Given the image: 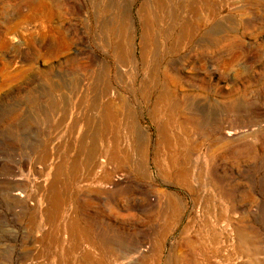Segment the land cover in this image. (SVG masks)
Returning <instances> with one entry per match:
<instances>
[{
	"label": "rangeland",
	"instance_id": "1",
	"mask_svg": "<svg viewBox=\"0 0 264 264\" xmlns=\"http://www.w3.org/2000/svg\"><path fill=\"white\" fill-rule=\"evenodd\" d=\"M74 1L0 0V264H17L19 254L33 258L40 251L34 239L48 231L44 225L29 234L24 224L30 210L47 208L44 200L31 194L24 200L26 210L2 194L18 180L27 193L39 187L45 194L55 181L64 219L91 226L90 239L118 242L116 257L106 264H264V0H216L217 12L205 26L219 24L215 47H201L196 38L182 40L169 55L177 84L162 81L175 94L168 112L166 106L154 108L153 94L148 106L139 92L144 74L138 64L137 12L143 0H115L119 11L110 13L126 18L122 62L102 42L107 35L96 33L107 14L95 18L84 8L78 21L71 11ZM100 68L131 137L111 176L98 170L91 176L72 174L71 142H77L78 154L88 141L76 134L72 122L79 115L69 103L80 81L99 78ZM45 109L63 116L66 127L54 140L58 145L53 143L72 149L64 160L59 156L57 176L52 166L38 172L42 164L29 154L50 132L38 120ZM158 123L164 134L159 145ZM117 176L122 179L113 186ZM238 228L252 249L236 247ZM184 239L204 251L187 254ZM85 246L93 250L90 243ZM92 255L97 262L106 260L101 253Z\"/></svg>",
	"mask_w": 264,
	"mask_h": 264
},
{
	"label": "bare ground",
	"instance_id": "2",
	"mask_svg": "<svg viewBox=\"0 0 264 264\" xmlns=\"http://www.w3.org/2000/svg\"><path fill=\"white\" fill-rule=\"evenodd\" d=\"M90 4L95 18L99 16H103V18H105V14H107L106 22L108 23L105 24L106 22H103L104 25L101 26L99 31H96V33L100 32L107 35V37L105 36L102 42L104 43L105 41V44L109 45V47L112 48L113 54L116 59H120L116 61L122 62L123 59H125V57L122 56V54H124L123 52L125 51V49H123V43H125V39L124 37L121 38L120 33H122V30L124 29H122V27L125 24L126 18H122V14L119 15V12L117 17L115 18H112L110 16V13L112 11H119V6L115 0H90ZM216 12V0H143L137 12L138 20L140 21L139 24H141L142 29L140 42L138 41V64H140L143 71L141 74H144V76L142 75L143 77H140L139 92L147 104L151 102L150 98L153 94L152 100L154 108L156 109V107H158L163 109V107L166 106L167 112L169 111L168 108L172 105L173 101H175V94L173 93L172 95V92L168 89L169 87L166 86V84H162V81L163 79H170L173 83L177 84L175 79L171 76L172 74L176 75L177 73L174 72L175 68L170 69L169 67V63L172 64L168 61V58L170 57L169 55L173 54L176 51L177 46L183 41H187L188 43H190L195 40V38L197 39L199 44H201V47L210 46L214 48L216 45L215 41L217 40L216 34L219 30V24L217 22L213 23L211 21L212 24L210 25V27L205 26L207 23H209L210 20H212ZM195 14L198 15L196 19ZM157 42L163 43V45L161 46V44H157ZM161 62H163L165 67H162ZM100 65L102 66L103 64ZM103 70L105 69L103 68ZM103 70H100V74L98 75L99 78L94 77L95 80H93L91 77L81 80V83L77 86V93H75V95L72 93L73 97L71 96L72 100L70 101L69 106L72 103V110L75 111H72V113L74 112L73 114H76L77 112V114L79 115L76 120L74 119L72 122L73 128L77 135H79L81 138H86L88 141V144L83 149L81 148L82 150H77L78 154L74 151L75 148H79L76 146L77 142H71V146L73 145L72 148L74 147L72 156H75L71 157V159L69 160L71 166L70 171L72 172V174L79 173L82 176H91L93 172L98 170L102 172V174L111 176L112 169L115 170V168L123 162L124 156L126 154L125 150L128 146L126 138L130 139L132 128L130 130L127 129L128 125H126V122H124V110H119L114 104L113 100H115V94L111 93V90L109 91V88L111 87H108V85L104 81V77L106 74H104L105 72ZM90 71L91 70H88V72ZM136 72L137 67L135 68V73ZM89 78H91L92 80ZM72 83L74 84V82ZM71 87L73 86L70 85V88ZM107 95H110L111 99H108L106 97ZM119 99L122 103L121 107L126 108L125 101L120 97ZM66 100L61 101V103L62 105L64 104L66 107H68V101ZM80 107L82 108V111L80 112L86 114L85 117H82L80 115L78 111L81 110ZM52 110L54 109H51L48 112H46V109L45 111L42 110V113L39 115L38 120L42 125H47L50 132L44 139L45 143L41 145L39 143L36 145L35 143V145L33 144V147L31 146L32 148L30 149L29 154L32 156V158H34L35 163L42 164V167H40L38 172H48V170L50 171L49 166H52L54 167L55 172H53V176H57L60 173V162H62H58V160L61 159L60 155L63 154L64 160L65 156H68L72 149L66 148L67 150L64 151V148L62 149L63 146L60 147L59 145L58 147V144L55 143L54 140L57 134L61 133L64 126L61 127V118H63V116L60 115L61 118H56L53 114L56 111L54 110V112L52 113ZM63 112L61 111L62 114H64ZM165 114L168 113H165L164 111L162 115L165 116ZM184 122L185 121H183V123ZM162 127H164V125ZM71 130H69V132H72ZM123 131L126 135L122 134V136H120V132ZM64 132L66 131H63V133ZM66 133L68 134V132ZM62 136L63 135H61V137ZM59 137L60 136H58V138ZM163 137V128H161L160 123H158V145L160 142H162ZM75 140L76 138L74 139V141ZM53 141L57 145H55ZM124 144L127 146H125ZM128 144H130V142ZM61 149L62 151L60 152ZM81 154L84 156H76ZM62 166L64 165L62 164ZM62 174H64V172ZM177 175H179L178 177H183L182 173ZM121 179L117 176L115 178L116 182H113V186H118ZM175 180L179 181L178 179ZM19 182L20 181L18 180V183L16 182L11 186L4 187V189L2 190V194H8L9 196L11 195L15 202L24 204V200H27V197L31 194L33 195L34 193L33 196L37 195V197H39V199H36L37 201L44 200L47 203L46 209L42 210L38 209V207L32 209L29 211V216L26 217L27 219H24V224L26 225L29 234L39 232L44 225H48V231L42 233L39 238L34 239V243H39L40 251L34 253L32 256L33 258L30 259L34 260V258H40L44 260L37 261L35 264H106L108 258L112 256L116 257L115 253L117 250V246L119 245L118 242L110 244V242H105V239L98 240L95 237L90 239L88 237V234L90 233L92 235L93 230L90 229L91 226H84L79 221L73 219V217L70 216H67V219H64V214L61 213L57 208V205L60 204L61 198L58 195V187H55V185L57 184L55 181L48 189L46 194L39 187L33 192L27 193L21 188L22 184ZM22 206L27 210L25 204ZM240 230L242 229L238 228V232L236 234V247L252 249L250 246V241L245 234L241 233ZM1 231L2 230H0V232ZM21 240V244L23 245V238ZM194 241L198 243L199 238L196 237ZM85 242L90 243L93 250L86 249ZM195 242L190 240L188 241L187 239H184L182 241L181 244L182 247L186 250V253L196 252V250H199L194 246ZM199 251L203 252L204 250L201 248ZM94 252L101 253V255H103L106 260L104 261V259L101 258V260L97 262L92 255V253ZM151 253L155 254L156 251L152 249ZM184 258L185 257H182V260ZM27 260V255L19 254L16 259V263L26 264L25 262ZM175 262L177 263L179 261Z\"/></svg>",
	"mask_w": 264,
	"mask_h": 264
},
{
	"label": "crops",
	"instance_id": "3",
	"mask_svg": "<svg viewBox=\"0 0 264 264\" xmlns=\"http://www.w3.org/2000/svg\"><path fill=\"white\" fill-rule=\"evenodd\" d=\"M96 1H98V0H96ZM77 6L79 9H77ZM71 7H72V9H71L72 13L75 14L76 19L79 21V20H81V15H82L83 9L86 8L88 11L89 8H91L90 0H75Z\"/></svg>",
	"mask_w": 264,
	"mask_h": 264
}]
</instances>
